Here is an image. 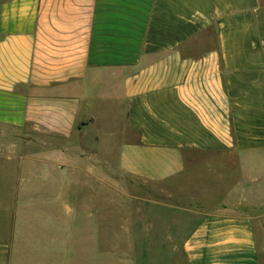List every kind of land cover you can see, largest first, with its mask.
<instances>
[{
	"label": "crops",
	"instance_id": "obj_1",
	"mask_svg": "<svg viewBox=\"0 0 264 264\" xmlns=\"http://www.w3.org/2000/svg\"><path fill=\"white\" fill-rule=\"evenodd\" d=\"M106 189L264 264V0H0V264H105Z\"/></svg>",
	"mask_w": 264,
	"mask_h": 264
},
{
	"label": "rangeland",
	"instance_id": "obj_2",
	"mask_svg": "<svg viewBox=\"0 0 264 264\" xmlns=\"http://www.w3.org/2000/svg\"><path fill=\"white\" fill-rule=\"evenodd\" d=\"M108 168H112V166ZM108 168H106L107 173L109 171ZM113 180L128 184L133 182L131 178L123 176L117 178V176L106 175V182L111 183ZM121 193V198L125 203L127 202V207L126 205H110L108 202H106L105 206V220L103 221L105 223V264H186V257L183 253V245L186 239L166 237L168 234L177 235L178 233L162 232L163 223L157 221V217L160 214L163 216L178 214V217L184 214L186 217L190 215L186 211L195 208L184 207V212L182 210L163 208L165 212L160 213L162 208L159 205L153 206L145 202L144 198L146 195L144 192L122 191ZM162 193L164 194V192L157 190L154 198L162 199ZM117 194L119 192L106 189V200L112 201L113 198H117L120 201L121 198ZM129 201H132V204H129ZM130 205H133V207ZM218 209L221 208L209 206V208L205 209V213H214ZM130 210H134L131 216L128 215ZM244 210L245 208L242 211L244 212ZM246 211L249 215H257V212L251 208L246 209ZM261 212L264 215V208H262ZM169 219L171 218L169 217ZM99 223L102 224V218H100ZM262 225H264V216L262 220L256 219L254 221L258 248L262 253V261L264 262V239L260 235V231H262L260 226ZM100 235H102L101 231ZM87 242L86 245L89 244L90 248L91 242ZM94 244H96V236ZM101 246L102 239H100L99 247L101 248Z\"/></svg>",
	"mask_w": 264,
	"mask_h": 264
}]
</instances>
